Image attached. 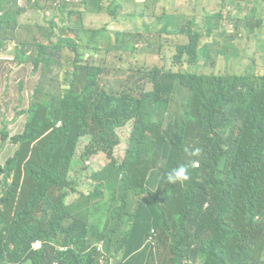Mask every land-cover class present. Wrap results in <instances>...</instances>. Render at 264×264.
<instances>
[{"label": "trees", "instance_id": "16d2710c", "mask_svg": "<svg viewBox=\"0 0 264 264\" xmlns=\"http://www.w3.org/2000/svg\"><path fill=\"white\" fill-rule=\"evenodd\" d=\"M75 1L63 2V7ZM139 1L154 19H170L162 0ZM261 1L239 0L233 6L234 18L231 10L225 17L228 38L249 33L253 19L246 11ZM79 2L83 11L92 8L116 22L97 30L84 29L80 19L65 23L63 29L74 34V41L54 42L53 22L46 39L37 27L31 37V28L15 31L17 17L38 8L40 0H28L26 9L17 8L14 0H0V54L12 43L16 62L41 60L44 70L60 71L68 48L74 67L52 92L45 91L43 80L38 83L24 112L23 131L11 139L23 138L30 148L35 137H42L36 150L26 159L27 148L16 143L15 155L0 163V264H159L161 250L167 253L161 264H185L186 258L196 261L199 256L204 264H264V69L199 75L158 66L144 73L140 67L139 82L128 79L114 86L101 80V67L84 61V54L91 53L92 59L111 49L133 54L135 34L146 35L149 46L143 52H149L153 34L161 33L162 41L169 26L164 30V24L154 21L142 34L137 27L122 29L117 23L122 10L112 0L106 5L102 0ZM46 11L42 16L52 20L56 12L47 16ZM76 11L59 12L66 22L79 15ZM171 22L179 34L192 27V21ZM188 36L186 45L176 47L173 60L178 64L186 57L193 64L203 56L205 41L224 45L228 39L217 42L210 31ZM232 51L227 48L224 58L231 61ZM18 52L33 58H21ZM167 54L162 43L157 55ZM145 81L152 90L145 89ZM177 92L182 102L173 105ZM127 126L132 131L120 160L118 132ZM83 139L88 140L83 161L104 154L108 163L89 178L83 176L84 168L77 181L72 164ZM177 173L180 178L169 181ZM86 180L94 191L77 192L78 199L68 203Z\"/></svg>", "mask_w": 264, "mask_h": 264}, {"label": "rangeland", "instance_id": "374dc122", "mask_svg": "<svg viewBox=\"0 0 264 264\" xmlns=\"http://www.w3.org/2000/svg\"><path fill=\"white\" fill-rule=\"evenodd\" d=\"M62 0H40V6L38 8L30 7L27 13H22L17 17L15 31L16 33H21L24 27H28L33 29L32 34L37 35L35 28L41 29V38L46 39L51 35L52 25L51 22L46 20L42 16V10L46 9V15L50 14L49 9H53L57 11L54 15V20H59V26H56L53 30L54 35L52 36L53 41H57L59 39H67L68 41H74V34L70 32H65L62 29V24L69 23L73 25V23L77 22L78 19L81 21V25L86 30H97L107 27L108 23L106 18L109 17L108 21L110 23H115L116 21L106 13H98L96 10L90 8L89 10L83 11L82 5L79 0H76L74 3L64 6H61ZM69 2V0H65ZM190 3L191 7V15L188 18L189 21L192 20L193 27H189L185 30V34H179L178 32L171 31L169 34H164L163 40H160L162 36L161 33L153 34L156 36L151 43L149 52H143L145 46H149L148 41L146 40V35L137 36V41L135 42L136 52L135 53H122L118 52L115 49H111L107 51H101L98 55L99 57H95V60L88 59L84 61H89L90 63H95L97 66L101 67L100 78L103 82H110L114 86H119L121 83H125L128 79H131L132 82H139L141 76L138 74V70L142 67L143 72L151 71L155 66L160 68L170 69L172 71L182 70L185 67L184 64L188 63L189 57L183 59L182 65L178 64L173 60L176 47L179 45H186L189 41V33L196 32L200 34H207L210 31L213 38L216 37L217 42L224 41L231 34L225 31V26L227 25V19L225 18L227 13L230 11L229 8L225 9V13L219 21H214L209 24L207 22V17L205 13L213 12L217 10V3L207 2L206 0H184ZM104 5H106L109 0H102ZM80 9V10H78ZM63 11L64 14L71 10H77L79 15H72L70 18H66L63 20V16L59 11ZM1 15V13H0ZM69 19V21H68ZM154 19H147L144 23L150 24L153 23ZM12 25V22H11ZM129 26L134 27V23H129ZM178 27H181L178 26ZM126 26H122V29H125ZM140 33L142 34L143 29L139 27ZM165 30V28H164ZM163 30V31H164ZM264 43V37L262 39ZM168 50L167 56H159L157 52L162 45ZM171 45V46H170ZM14 46L12 43L5 48L1 49L0 54V163L3 164L6 162L9 157L15 155L19 146L17 144L22 143L23 146L27 148V142L21 138L14 140L12 151L8 150L11 139L14 136L19 135L23 131L24 122H25V114L24 112L28 109L31 104V96L35 89L37 88L38 83L43 80L45 84V90L52 92L53 89L57 86L58 83L63 81L65 71L71 76L73 74L74 67L71 64V59L73 54L66 48L63 52V60H62V68L59 71L57 67L51 69V71L44 70L45 61L39 60L36 62L34 59L28 65L20 64L13 59V50ZM206 52L211 51L213 55H220L226 52L227 48H233L232 51V60L230 61L235 64V68L233 66L228 65L225 69H222V74H234V72L238 75H243L248 70H257L264 69V60L262 57L264 56V45H255L253 42L249 41V33L247 31H240L235 36L228 38L225 41L224 45L213 44L211 41L206 43ZM91 54V53H86ZM84 54V56H86ZM18 56L21 58L31 57L33 58V54L18 52ZM174 65L171 67L170 65ZM198 62L194 64L193 71L199 73V69L197 67ZM212 64L209 65L212 68ZM172 68V69H171ZM121 69H124V72H120ZM31 72L33 77L31 79L27 78V74ZM144 86L146 90H151L152 86L149 82H144ZM182 99V95L177 92L173 105L178 104ZM22 130V131H21ZM132 127L127 126L125 128H121L119 130V135L123 141V143L116 149V157L120 160H123L125 157V153L127 150V140L129 135L131 134ZM1 134H6L5 140L1 138ZM42 137H38L34 139L30 143V148L28 150V159L31 156V153L34 152L40 142ZM17 143V144H16ZM88 144L87 139H83L80 147L78 149L77 155L74 159L72 166L75 164V171L72 176L77 179L84 168H87V171L83 174L84 177L89 178L93 171H97L100 168L104 167L105 164L108 163V159L104 154H99L94 157L86 158L84 161L82 155L84 153L85 147ZM7 159V160H6ZM90 162V165L87 164ZM2 179V175L0 176ZM77 196V192L86 193L88 191L93 192L94 188L91 186V183L86 180L85 184L81 187H75ZM37 247V245H35ZM99 251V250H98ZM158 252V263H160V259L162 256L167 254L165 251H157ZM185 264H204V258L199 256L196 261H193L191 258L185 259Z\"/></svg>", "mask_w": 264, "mask_h": 264}, {"label": "crops", "instance_id": "0c3cea01", "mask_svg": "<svg viewBox=\"0 0 264 264\" xmlns=\"http://www.w3.org/2000/svg\"><path fill=\"white\" fill-rule=\"evenodd\" d=\"M169 8L170 12V19L168 17H163L161 21H158L154 19L150 11L147 9V5L144 1L139 0H112L114 2V5L119 7L122 10V17L117 21V23L122 24L123 26H129V23L133 22L134 27H145V25H150L147 23H144L145 20L153 18L156 23L164 24V28L166 26H169V30L173 31V23L171 20H181V21H189L188 18L191 15V7L190 3L186 2L184 0H162ZM207 2H213L217 3V10L213 12H207L205 13L207 19L211 17H218L222 18L223 12L226 8H229L231 10L230 15H232V18H234V8L233 6L239 1V0H206ZM263 1H261L260 6L257 9L254 8H248L247 13L252 16L253 22H250L249 27V34L250 38L249 41L253 42L255 45L262 42V39L264 37V4ZM87 11V10H86ZM259 20L261 22L259 23ZM107 23L108 20L106 19ZM192 21V20H191ZM172 24H171V23ZM59 26V24L57 25ZM193 27V22H192ZM64 28V23L62 24V29ZM210 40H207L204 42V54L199 58V69L201 72L209 73L212 71H222V69H225L228 65H231L230 59L224 58V54L220 55H213L209 52H206V43ZM212 42V41H211ZM14 59V58H13ZM209 60H215V68L213 70L208 68V62ZM31 62L26 63L28 65ZM173 67L174 65H170ZM232 66V65H231ZM33 77V74L29 72L27 74V78L31 79ZM25 123V122H24ZM23 129V128H22ZM22 131V130H21ZM13 141L10 142L8 150H11L10 156L13 154L12 146ZM88 182H90L88 180ZM91 183V182H90ZM91 186L94 188V184L91 183ZM76 191H74L72 197L68 200V203H73L78 199V195L75 196ZM91 193V191L86 192L85 194L88 195Z\"/></svg>", "mask_w": 264, "mask_h": 264}, {"label": "clouds", "instance_id": "9594fccd", "mask_svg": "<svg viewBox=\"0 0 264 264\" xmlns=\"http://www.w3.org/2000/svg\"><path fill=\"white\" fill-rule=\"evenodd\" d=\"M18 8V7H17ZM54 17V16H53ZM48 21H50V22H53V24H54V29H56L55 27L58 25V21L59 20H54L53 18H52V20H48ZM64 23V22H63ZM64 26H65V23H64ZM96 57V56H95ZM94 57V58H95ZM88 59H92V55L91 54H86V56H85V60H88ZM92 60H95V59H92ZM196 62H199V58L197 59V60H195V61H193V64H190V60H188V63H186V64H184L185 65V67H183V69L182 70H178V71H172V70H170V69H166V70H170L171 72H173V73H179V72H183V71H186V72H192V73H195V74H199V75H229V74H222V72L221 71H212V72H209V73H205V72H201L200 71V69H199V65H197V67H198V69H199V73H197V72H195V71H193V67H194V64L196 63ZM180 64V63H179ZM210 64H212L213 66H212V68H210L209 67V65ZM180 65H182V63L180 64ZM174 67V66H173ZM208 68L209 69H211V70H213L214 68H215V60H209V62H208ZM172 69V68H171ZM61 83V82H60ZM60 83H58V84H60ZM58 84H57V86H58ZM57 86L53 89V91L57 88ZM152 86V85H151ZM45 89V88H44ZM152 90V89H151ZM46 91V90H45ZM148 91H150V90H148ZM47 92H50V91H47ZM33 95V94H32ZM87 164H88V162H87ZM180 175H181V173H177L175 176L174 175H169V177H168V179H169V181H174L175 179H178V178H180ZM188 177H187V175L186 174H184L183 175V179H187ZM59 250H60V248H66V247H57ZM67 250H68V248H66ZM67 250H61V251H67ZM55 264H57V263H55Z\"/></svg>", "mask_w": 264, "mask_h": 264}, {"label": "built area", "instance_id": "2783aa9c", "mask_svg": "<svg viewBox=\"0 0 264 264\" xmlns=\"http://www.w3.org/2000/svg\"><path fill=\"white\" fill-rule=\"evenodd\" d=\"M27 1H28V0H14L16 7L20 8V9H26V8L28 7ZM30 2H31V4H35V0H30ZM63 2H65V3H70L71 0H69V2H66L65 0H62V1H61V6H62V7H63ZM49 11H50V14H49L48 16H50V15H51V11H54V10H53V9H49ZM54 12L57 13V11H54ZM88 164H89V162H88ZM35 245H37V247H35ZM39 246H40V242L36 241V242L34 243V247H35V248H38ZM101 248H102V247L99 246L98 249H101ZM60 250H67V249H66V248H60Z\"/></svg>", "mask_w": 264, "mask_h": 264}]
</instances>
